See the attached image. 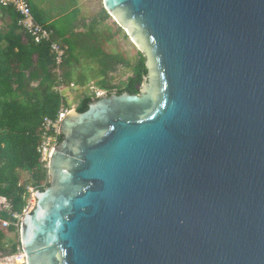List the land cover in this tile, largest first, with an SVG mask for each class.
Wrapping results in <instances>:
<instances>
[{"label":"water","instance_id":"obj_1","mask_svg":"<svg viewBox=\"0 0 264 264\" xmlns=\"http://www.w3.org/2000/svg\"><path fill=\"white\" fill-rule=\"evenodd\" d=\"M103 4L148 75L62 118L28 264H264V0Z\"/></svg>","mask_w":264,"mask_h":264},{"label":"trees","instance_id":"obj_2","mask_svg":"<svg viewBox=\"0 0 264 264\" xmlns=\"http://www.w3.org/2000/svg\"><path fill=\"white\" fill-rule=\"evenodd\" d=\"M32 11L39 23L56 30V34L67 44V53L61 65L67 84H87L88 79L83 74L77 79L73 77L74 64L79 63L80 55L85 54L100 66L102 78L97 86L101 90L131 94L140 92V86L148 75L146 56L140 52L137 60L131 63L121 53L113 54L104 49L94 25L110 17L105 8L94 17L89 30L97 37L95 42L92 39L83 40L82 37L86 38L90 32H73L70 37H66L69 30L59 32L56 23H47L41 15L39 19L33 6ZM4 17H8L9 22L0 30V195L7 198L9 205L0 204V219L16 222L13 214L23 213L32 194L31 188L35 191L44 190L50 184L47 161L43 160L39 152L44 135L43 120L45 117L56 120L61 107L69 106V103L57 89L55 53L50 42L36 43L28 33L21 31L19 14L13 7L3 9L0 18ZM114 35L110 33L108 37ZM120 64L130 68L131 74L114 84L111 73L117 72ZM96 97V94H84L76 108L80 112L87 110ZM62 139L60 134L58 143ZM22 172L28 173V176L24 177ZM7 230H17L19 233L14 223ZM18 244V240L7 236L0 229L1 251L13 252L17 250Z\"/></svg>","mask_w":264,"mask_h":264},{"label":"rangeland","instance_id":"obj_3","mask_svg":"<svg viewBox=\"0 0 264 264\" xmlns=\"http://www.w3.org/2000/svg\"><path fill=\"white\" fill-rule=\"evenodd\" d=\"M40 3V10L43 14L48 15V17L60 16L59 23H69L77 19V11L74 10L76 7H79L82 10L86 18V29L87 31L91 29L90 22H93L95 16H98L99 12L103 10L104 4L103 0H37ZM46 19L45 17H43ZM57 22V23H58ZM100 22V21H99ZM98 21L94 25V31L99 33V41L103 43L104 49L113 54L121 53L126 60H129L131 63L137 60V57L140 52H143L127 35L126 29L120 27L113 17H109L107 21L104 23H99ZM86 31V32H87ZM90 32V31H89ZM115 33L112 38H109V34ZM87 37L83 36V40H94L96 41L97 37L93 35L92 32L88 33ZM78 54V53H77ZM79 56V55H78ZM89 57V56H88ZM86 74L88 77V84L85 86H79L76 84V87L72 89L67 88L65 92H67V101L69 103V107L76 108L80 99L84 94H95L98 90H101L97 86V82L102 78L100 75V66L98 63L91 61V59L87 58L85 54L80 55V62L74 64V79H77L79 75ZM131 74V69L123 66V64L119 65V70L117 72L111 73L113 76V83L118 84L121 80L127 79V77ZM24 177L28 176V173L22 172ZM35 195L32 193L29 198V205L32 206V202L35 203L36 200L33 199ZM31 199V200H30ZM32 201V202H31ZM35 204L30 208L32 211ZM7 236L13 237L14 240H18L19 233L16 231H8L7 229H3Z\"/></svg>","mask_w":264,"mask_h":264},{"label":"built area","instance_id":"obj_4","mask_svg":"<svg viewBox=\"0 0 264 264\" xmlns=\"http://www.w3.org/2000/svg\"><path fill=\"white\" fill-rule=\"evenodd\" d=\"M7 7H13L19 14L18 24L21 31L28 33L36 43L50 42L51 48L55 53L56 67L54 71L58 77L57 89L67 97V92H65L66 89L76 87L75 82L67 84L63 79L61 65L67 53V45L56 37L55 31L52 28L39 23L35 19L32 11V5L29 0H0V13ZM103 92L104 90H98L94 93L96 96H99ZM70 109L71 108L69 106L64 105L61 107L56 120L50 117H45L43 120L42 127L44 135L43 141L39 146V152H41L43 160L47 161V166L54 147L58 144L57 139L60 135V122ZM31 190L34 194L35 190L33 188H31ZM33 199L36 200L35 195L33 196ZM29 203L30 202H28L27 206L24 208L22 214H13L14 218L17 219L16 222H12V220L0 219V227L2 229H8L12 223H14V225H16L19 229V244L17 250L13 252H4L0 250V264H28L26 251L23 249L20 241V223L23 214L31 211ZM0 204L9 205V202L6 197L0 195Z\"/></svg>","mask_w":264,"mask_h":264},{"label":"crops","instance_id":"obj_5","mask_svg":"<svg viewBox=\"0 0 264 264\" xmlns=\"http://www.w3.org/2000/svg\"><path fill=\"white\" fill-rule=\"evenodd\" d=\"M31 5L35 8V15L40 19V15L41 17H45L46 19V22L47 23H56L58 26V30L59 32L60 31H66V30H69V32L66 34V37H70L72 35L73 32L75 33H84V34H87L89 32V30L87 31L86 29H84L86 27V24H88L86 21V18L84 16V14L82 13V10L79 9V7H76L74 10H78L77 11V19L74 21V23L72 22H69V23H59L58 20H60V16L56 15V16H53V17H48V15H45L43 14V12L40 10V3L37 2V0H29ZM103 11V10H102ZM101 13V11L99 12V14ZM97 14V15H99ZM108 20V19H107ZM106 20V21H107ZM100 21V20H99ZM9 22V18L8 17H4V19H1L0 18V30L3 29L4 27H6V23ZM58 22V23H57ZM105 21H100L99 23H104ZM90 24H93V22H90ZM53 29V28H52ZM54 30V29H53ZM56 31V30H54ZM87 31V32H86ZM56 34V32H55ZM56 37L61 41L63 42L62 38L59 37L57 34H56ZM64 43V42H63ZM66 44V43H64ZM103 44V43H102ZM67 45V44H66ZM82 75V74H81ZM79 75V76H81ZM85 76V78L88 79V77L86 76V74H83ZM78 76V77H79ZM87 84H88V80H87ZM86 84V85H87ZM0 229H2L0 227Z\"/></svg>","mask_w":264,"mask_h":264},{"label":"flooded vegetation","instance_id":"obj_6","mask_svg":"<svg viewBox=\"0 0 264 264\" xmlns=\"http://www.w3.org/2000/svg\"><path fill=\"white\" fill-rule=\"evenodd\" d=\"M104 91H107V90H104Z\"/></svg>","mask_w":264,"mask_h":264}]
</instances>
